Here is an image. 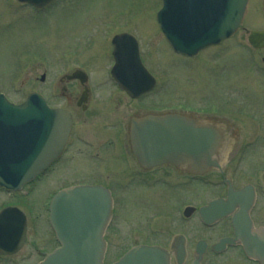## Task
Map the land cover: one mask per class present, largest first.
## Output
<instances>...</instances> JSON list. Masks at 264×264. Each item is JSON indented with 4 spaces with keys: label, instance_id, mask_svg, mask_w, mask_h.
Listing matches in <instances>:
<instances>
[{
    "label": "rangeland",
    "instance_id": "374dc122",
    "mask_svg": "<svg viewBox=\"0 0 264 264\" xmlns=\"http://www.w3.org/2000/svg\"><path fill=\"white\" fill-rule=\"evenodd\" d=\"M249 4L240 28L231 39L190 60L179 58L165 43L155 18L161 0H56L42 11H34L16 0H0V91L17 104L33 91L43 94L52 104H65L60 99L58 77L81 68L92 76L99 100H102L108 89H113L107 74L112 60L110 39L115 34L127 32L137 38L140 54L157 80L156 88L141 105L207 107L215 102L221 109L229 105L230 109L221 112L217 120H222L223 113L232 119L231 123L239 130V140L250 142L253 137L263 138L264 50H253L247 37L251 29H264V16L262 0H252ZM43 69L48 71L49 76L44 84L37 81ZM53 80L57 82L56 87L49 86ZM208 82L212 83L210 86L216 92L215 101L207 98ZM240 112L246 116L241 117ZM262 142L259 140L255 144L252 141L254 147L247 151L248 160L240 166L242 174L239 175V183L248 181L250 177L245 168L257 162L264 164ZM64 170L68 178L71 177L70 172L82 176L84 180L100 181L105 178L102 176L104 172L90 170L82 162L66 165ZM212 177L211 174L201 177L204 182L199 187L197 201H206L217 191L206 186ZM54 185L53 188L46 177L42 185L35 188L31 185L25 193L8 194L0 189V208L18 206L28 216L25 244L14 256L0 258V264H36L41 256L35 249L51 251L57 247L48 224L46 206L47 193L58 187ZM116 193L122 199L118 218L115 217L109 230L110 248L105 264L113 263L132 244L129 232L138 224L145 232L138 238L139 241L164 243L167 236L176 231L191 232L192 223L169 228L162 220L153 223L154 229L148 232L146 221L152 215L162 213L160 211L167 203L163 202L160 192L122 193L117 189ZM134 219L139 223L132 221ZM190 235L195 238L203 234ZM190 260L189 255L186 263ZM231 260L237 262L234 255L226 254L219 258L208 255L204 264H236Z\"/></svg>",
    "mask_w": 264,
    "mask_h": 264
},
{
    "label": "water",
    "instance_id": "95a60500",
    "mask_svg": "<svg viewBox=\"0 0 264 264\" xmlns=\"http://www.w3.org/2000/svg\"><path fill=\"white\" fill-rule=\"evenodd\" d=\"M37 8L53 0H18ZM247 0H163L157 21L165 38L177 53L193 56L199 50L230 37L238 28ZM249 43L264 48V31H252ZM132 42V40H131ZM115 66L112 74L120 87L138 96L154 86V80L142 68L136 43L125 36L113 39ZM127 62H133L127 66ZM135 70V77L125 73ZM69 79H80L76 71ZM70 118L62 110L51 109L36 93H30L19 105L0 94V187L15 192L31 182L60 153L67 139ZM133 151L142 165L188 162L199 173L220 169L213 159L221 134L212 127L198 126L179 116L144 117L133 121ZM251 195L244 190L229 191L228 201L217 200L202 208L201 218L210 224L231 208L239 207L233 222L236 239L245 253L264 264V228H254L248 218ZM50 221L60 247L47 254L40 264H102V230L110 212L105 190L75 187L58 193L50 206ZM25 216L17 208L0 212V254L16 253L25 240ZM184 255H177L180 264ZM202 250L191 264H200ZM114 264H169L159 247L138 246Z\"/></svg>",
    "mask_w": 264,
    "mask_h": 264
},
{
    "label": "flooded vegetation",
    "instance_id": "af4514ba",
    "mask_svg": "<svg viewBox=\"0 0 264 264\" xmlns=\"http://www.w3.org/2000/svg\"><path fill=\"white\" fill-rule=\"evenodd\" d=\"M250 1L252 0H248L246 12L250 8ZM20 5L27 6V4ZM261 7L262 14L264 15L263 0ZM30 8L33 9L32 7ZM46 8L48 7L34 10L42 11ZM224 42H221V44ZM213 47L217 46L208 47L203 51ZM177 56L181 59L190 60L196 57ZM141 59L147 67L143 56H141ZM262 61L264 62V59ZM111 65H113V62H111ZM110 69H108L107 74L113 89H108L105 98L102 100H99L90 73H87L84 82L67 80L66 78H62L63 76L58 77L60 99L65 104H52L49 101L48 103L51 107L60 108L70 115L71 126L69 136L60 156L37 177L35 187L42 185L46 177L52 182L53 188L55 186L54 183L58 185L57 189L47 193L49 195L48 204L56 192L73 186L101 187L108 190L112 196L113 207L110 221L104 230V238L107 241L106 255L110 248L109 230L115 217L118 218V208L122 199L120 196H117L116 190L118 189L122 193L144 191L150 194L152 191H155L163 194V202L167 203L164 205V210L160 211L162 213L152 215L151 219L146 221L145 228L148 232L154 229L152 227L153 223L161 220L165 223V227L167 225L169 228H179L184 223H192L191 232L176 231L167 236L164 243L147 240L139 241L138 238L144 236L145 232L138 227L139 222L134 219L132 221L136 220L138 225L136 224L137 227L132 228L129 232L130 239L133 242L119 256H122L137 245H151L163 248L171 257V264H177V255H184L182 264H187V257L190 255L192 259L196 255L201 242L200 247L204 251L202 264H204L205 258L208 255L212 258H219L226 254L229 256L234 255L237 262L235 260L231 261L236 264H258L256 261L246 257L243 249L238 244L227 245L221 250H215L214 248L222 239L234 238L232 219L239 211L238 207L232 209L226 216L218 218L211 226H206L201 222L199 211L202 206L208 204L210 201L220 198L226 199L229 186L231 185L234 191L247 189L246 193L248 195L253 194L255 200L250 206L249 217L255 227L264 226V164L257 162L248 166V169L245 168V172L250 177L248 181L245 180L242 184L239 183L241 181L239 175L242 174L239 171L240 166L243 161L248 160V149L253 148L254 143H259V140L260 142L264 141V136L263 138L262 136L253 137L250 142L239 140V130L233 125L234 123H231L232 119H229L223 113L222 120H217L221 112L230 109L229 105H225L222 109L215 102H211L207 107L186 106L184 104H179L178 106L172 105L170 107H155L149 103L141 105L140 103L145 101V98L153 91L145 93L138 98L130 97L125 91L120 90L114 84L110 76ZM148 70L150 71L149 68ZM48 77V71L43 69L37 81L44 84L48 81ZM51 82L49 86H57V82L55 83L54 80ZM210 84L212 85L211 82L206 83V86L208 85L207 98L210 101H215L216 92L213 91ZM71 88H75V90L72 91ZM152 115L180 116L195 121L198 125H207L217 129L222 139L220 142L221 146L216 151L215 157L221 161V171L209 169L201 175L198 168H194L190 163H183L182 161L176 164L161 163L143 166L137 160L136 154L133 151L131 128L133 121L137 118L140 119ZM227 115L230 116V112ZM240 116H246V114L240 112ZM250 117L252 118L253 116L251 115ZM79 162L84 163L86 168L90 170L104 172L102 175L105 177L104 180H84L82 176L74 172H70L71 177L68 178L64 167ZM209 174L213 175V177L215 175L214 179H212L213 177L211 178L212 180L218 178L219 181L213 182L210 179L206 186H211L213 190L216 189L217 191L206 201H197L199 187L204 182L201 180V177L209 176ZM146 203L149 204V202H145L144 204ZM172 205H175V207H172ZM190 233H202L203 235L192 238L194 235L191 236ZM35 250L39 255L48 252L46 250ZM0 258L7 257L0 255Z\"/></svg>",
    "mask_w": 264,
    "mask_h": 264
}]
</instances>
